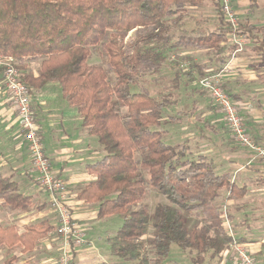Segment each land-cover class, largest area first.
I'll return each mask as SVG.
<instances>
[{"label": "trees", "instance_id": "obj_1", "mask_svg": "<svg viewBox=\"0 0 264 264\" xmlns=\"http://www.w3.org/2000/svg\"><path fill=\"white\" fill-rule=\"evenodd\" d=\"M205 1L0 0V55L14 59L32 95L57 83L101 146L103 156L88 166L97 178L81 187L78 197L96 203L100 219L121 218L107 242L110 255L128 264H163L173 247L221 260L233 238L216 199L223 189L231 199L248 192L230 173H218L213 158L192 152L190 139L180 144L167 140L166 126L177 120L165 117L175 95L156 97L145 85L146 77L160 74L168 62L175 69L174 88L184 76L197 84L199 77L226 64L236 46L220 0H212L218 29L183 26L189 8ZM258 1L250 0V12ZM254 28L240 20L239 31L249 38ZM261 41L263 49L256 51L264 61V36ZM183 47L206 50L216 61L183 56ZM94 51L100 61H92ZM182 62H189V68H181ZM0 71L3 75L4 68ZM149 187L167 202L152 210L145 203ZM0 200L10 210L37 208L19 183L2 173ZM193 215L202 223L191 225ZM50 230L49 223L41 222L20 235L13 226L0 225V249L21 244L31 250Z\"/></svg>", "mask_w": 264, "mask_h": 264}, {"label": "crops", "instance_id": "obj_2", "mask_svg": "<svg viewBox=\"0 0 264 264\" xmlns=\"http://www.w3.org/2000/svg\"><path fill=\"white\" fill-rule=\"evenodd\" d=\"M248 2L250 5V0ZM249 5L248 8H250ZM187 21L184 20L183 26L189 31L195 28L218 29L220 25L219 20H209L212 24L189 29ZM241 21H248L250 25L255 27L262 28L261 26H264V20ZM179 52L183 56H192L195 61L201 63L212 64L216 61L210 59L206 50L183 47ZM232 55L233 53L227 61L230 62L231 70L224 77L225 88L229 95L239 103L241 113L244 115L253 138L260 144H264V61L254 46L238 52L233 59ZM32 97L45 152L50 157L56 174L63 178L69 186V202L73 216L84 229L88 240L86 246L72 247L70 264H127L110 255L107 238L113 236L117 229L111 235V231L105 230L103 226L105 219L111 217L100 219L98 217V205L78 197L79 189L97 178L88 170V166L94 163L97 156L103 154L101 148L89 135L87 129L82 126V119L76 107L70 105L62 97L61 89L57 83L47 84ZM212 105L214 104L212 103ZM211 107L217 114L220 113L217 107L216 109ZM212 120L210 119V121ZM220 121V124L219 121L211 124L206 122V124L211 125L209 127L214 137L207 140L204 129H201L203 135L200 133L199 138L206 140L200 141L201 139H198L197 144L202 147L201 153H208L214 158L216 155L221 156L223 160L220 161L218 169L234 170V172H228L232 175V180L240 186L248 187L247 194L240 199L229 198V192L226 189L221 191L216 199V204L223 206L222 203H224V207L227 206V209L231 210L236 202L247 196H253L254 200L259 195H264V164L253 159L251 151L237 144L223 119ZM217 129H224V134H219ZM227 135L232 142L226 143L225 137ZM186 139L191 140L192 137L186 135L184 140ZM0 173L17 181L22 193L31 196L33 203L37 205V208L29 211L10 210L0 200V225L13 226L20 235L25 233L29 226L41 222H47L52 226V230L39 239L31 250H26L21 244H16L13 247H2L0 249V264H56L63 249L62 235L57 232V215L49 202L48 194L39 186L31 171L27 143L18 125L17 110L9 100V93L1 71ZM238 215V213H227V219L224 217L226 229V220L233 229L235 227L239 229L238 225L231 224L233 216L238 217ZM243 243L256 255L262 254L264 241L262 244L248 240Z\"/></svg>", "mask_w": 264, "mask_h": 264}, {"label": "rangeland", "instance_id": "obj_3", "mask_svg": "<svg viewBox=\"0 0 264 264\" xmlns=\"http://www.w3.org/2000/svg\"><path fill=\"white\" fill-rule=\"evenodd\" d=\"M233 4L239 21L248 18V20H264V0H259L257 5L255 6V9L251 12L249 11L250 8H248V0H233ZM189 11L185 18V20H188L187 22L189 29L198 26H203L206 24H212V22L209 20H218L215 14V9L212 0H207L199 8H195L192 10L189 9ZM261 27L263 30L262 32L261 30L257 31L255 27L254 30L250 33V38H254L256 42L250 39L249 36L246 34V36H248V41L247 44L244 46V49L253 46L254 48L257 47L258 51H261L263 49L261 38L262 36H264V26L262 25ZM257 28L261 29L260 27ZM91 59L93 62L100 61V58L96 51H94ZM174 72L175 69L173 68L172 64L168 62L163 67L160 74L147 76L145 79V85L150 89V92L156 97H160L161 95L167 93H173L175 95L174 98L176 100V103L168 108L165 117H172L174 119L177 118V120H175V124L166 126L167 130H169L167 140L173 144H180L183 143L186 135H190L192 137V139L190 140V149L192 150V152L199 153L201 152L202 147L197 144V141L198 139H201L199 138V134L202 131L201 129H204V133L206 134L207 140H210L212 137H214V134H212L211 128L209 127L211 126L210 124L215 121H219L220 124V119L222 120V116L221 113L217 114L212 109V103L208 94L203 93V90L200 89L195 82L190 80L188 76L182 77L179 83L180 85L177 88H174L170 82L174 78ZM178 112H189L190 115L188 116L186 114ZM210 119L213 120L210 121ZM206 122H210V124H206ZM218 131L219 134H224V129H219ZM225 138L226 143L232 142L228 135ZM202 140L203 139H201L200 141ZM205 140L206 139H204L203 141ZM97 145L99 146V148H101L98 143ZM203 154H206L207 156L211 157V155L208 153ZM102 156L103 155L97 156L94 162L100 159ZM211 158H213L215 161V166L218 173L234 172V170L229 169H218L220 161L223 160L221 156L216 155L217 159L214 157ZM162 202H167L165 196L159 194L157 191L149 187L145 203H147L149 207L153 210L158 203ZM222 204L223 214L225 212L226 214H239L238 217L233 216V220L231 221L232 225L239 226V229L237 227H235V229L231 227L235 238L238 241L243 238L246 241L248 240L250 242H259L262 244V242L264 241V195H259V197L254 200L253 196H247L241 201L236 202V204L232 206L231 210L227 209V206L224 207V203ZM202 220V217L193 215L190 220V224H201ZM104 222L105 225L103 226V228L105 230H110L112 233L111 235H113L116 229H118L122 224V220L118 216L105 219ZM105 234H107V232H105ZM242 244L246 245L245 243ZM229 250L230 251L228 253L226 252V250L225 253H223L222 259L219 260L218 257L211 256V253L198 255L197 252H181L178 248L173 247L172 252L163 264H233L235 252L230 247ZM249 251L252 258L255 259L256 264H264V245L262 247V254L260 255H256L251 250ZM114 259L119 260V258L117 257H114Z\"/></svg>", "mask_w": 264, "mask_h": 264}, {"label": "built area", "instance_id": "obj_4", "mask_svg": "<svg viewBox=\"0 0 264 264\" xmlns=\"http://www.w3.org/2000/svg\"><path fill=\"white\" fill-rule=\"evenodd\" d=\"M222 12L231 25V42L236 46L232 59L244 49L248 38L239 31L240 21L234 8L233 0H220ZM177 56L172 55V60ZM14 59L0 55V67L4 68L3 78L9 93L10 102L16 107L17 122L27 143L31 160V171L39 186L48 194L49 202L57 215V232L62 235L63 249L56 264L71 263V249L73 246L88 245L84 229L75 220L70 206V189L66 181L58 176L53 169L50 157L45 152L40 128L36 121L33 108V97L29 87L21 79V73L13 64ZM227 62L218 72L199 77L197 85L207 92L212 103L221 113L225 125L232 133L234 141L241 147L248 149L264 164V144L257 142L251 135L239 103L234 100L224 88V77L231 70ZM181 68L188 69L189 62H182ZM223 217L227 219L226 212ZM227 221V230L232 236L230 244L235 252L233 264H256L246 245L239 242ZM227 249V253L229 252ZM253 254V253H252Z\"/></svg>", "mask_w": 264, "mask_h": 264}]
</instances>
